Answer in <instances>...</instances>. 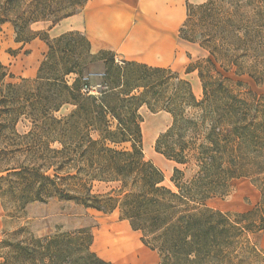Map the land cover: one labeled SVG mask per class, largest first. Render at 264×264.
Instances as JSON below:
<instances>
[{
  "label": "trees",
  "instance_id": "trees-1",
  "mask_svg": "<svg viewBox=\"0 0 264 264\" xmlns=\"http://www.w3.org/2000/svg\"><path fill=\"white\" fill-rule=\"evenodd\" d=\"M89 0H0V30L11 22L17 41L40 38L48 52L36 78L7 82L10 70L0 60V202L22 211L33 202L73 201L110 213L142 233L158 252V264H264L253 236L264 230V95L241 98L210 68L250 76L264 86V0H207L188 5L187 22L200 14L210 33L205 66H194L203 86L198 99L191 82L171 68L117 60L110 53L99 95L84 91L91 41L72 30L51 38L48 30L81 12ZM49 23L34 31L33 24ZM206 72V75H205ZM70 74L77 75L72 84ZM70 104L73 110L59 117ZM168 112L171 127L156 140V152L183 165L197 149L198 170L183 182L174 168L177 191L164 184L163 171L145 157L142 106ZM190 110H199L193 115ZM28 120L31 127L19 132ZM127 145V146H125ZM250 178L261 201L248 212H223L210 199L227 194L231 182ZM96 183L108 190L94 192ZM4 243V241H3ZM90 227L17 241L15 264H112L92 250Z\"/></svg>",
  "mask_w": 264,
  "mask_h": 264
},
{
  "label": "rangeland",
  "instance_id": "rangeland-1",
  "mask_svg": "<svg viewBox=\"0 0 264 264\" xmlns=\"http://www.w3.org/2000/svg\"><path fill=\"white\" fill-rule=\"evenodd\" d=\"M188 19L186 30L187 35L195 41L193 44L197 52L190 55L189 66H205L204 60L209 56V51L203 47V41L208 37L209 26L198 13ZM48 25L35 23L32 26L34 31L47 30ZM48 34L51 38H54ZM40 39V38H39ZM184 40V39H183ZM17 41V34L11 22L3 24L0 30V60L8 67L11 77L7 82L20 83L23 78H36L42 61L48 52L41 54L40 46L32 42ZM93 54H97L96 60L88 64L89 87L94 89L91 94L99 95L101 90L107 88L103 83L106 72V63L110 58L112 50L108 48L93 49ZM114 52V51H113ZM117 56V54H116ZM118 61H121L117 57ZM187 67V69L189 68ZM35 69L32 77H27ZM225 80L226 85L241 98H252V93L257 96L264 95V86H258L247 74H236V68L231 67L228 71L223 70L218 65V69L210 68L208 76L212 78L220 77ZM206 75V72H205ZM77 75L70 74L67 80L70 84L74 82ZM193 88V87H192ZM203 94L197 98L202 99ZM74 106L64 105L57 116L68 115ZM143 117V126L146 125V141L144 138L145 157L154 162L164 173V184L173 190L178 189L172 181L174 168L179 167L184 171L183 182L190 180L198 170L196 160L197 149H192L188 153L189 162L187 164H177L167 159L164 155L156 152L155 145L158 137L167 131L173 123V117L165 111L152 112L147 106L140 108ZM193 115H198L199 110H190ZM31 127L28 120L18 123L19 132H27ZM144 136V132H143ZM127 146V145H125ZM107 185L96 183L93 191H107ZM261 192L250 178H238L231 182L226 195L210 199L207 204L223 212H248L254 209L261 201ZM81 227H90L93 233L92 250L100 257L111 261L112 264H158L160 257L157 251L150 249L142 241V233L134 230L129 221L121 219L120 211L117 209L110 213L87 209L73 201H63L51 199L48 202H33L22 211H16L12 207H5L0 202V264H15L14 248L10 245L17 241L25 242L28 238L45 237L54 235L60 231H72ZM254 241L264 251V230L253 236ZM4 241V243H3ZM28 264V263H24ZM262 264V263H255Z\"/></svg>",
  "mask_w": 264,
  "mask_h": 264
},
{
  "label": "crops",
  "instance_id": "crops-1",
  "mask_svg": "<svg viewBox=\"0 0 264 264\" xmlns=\"http://www.w3.org/2000/svg\"><path fill=\"white\" fill-rule=\"evenodd\" d=\"M207 0H89L85 8L49 29L52 37L78 30L87 35L95 50L108 48L121 60L171 68L188 79L195 95L203 94L198 71L187 72L196 47L180 37L188 5ZM48 25L47 22H39ZM47 28V29H48ZM45 53V41L35 38ZM35 69L27 77H32ZM170 116L168 112H165Z\"/></svg>",
  "mask_w": 264,
  "mask_h": 264
},
{
  "label": "built area",
  "instance_id": "built-area-1",
  "mask_svg": "<svg viewBox=\"0 0 264 264\" xmlns=\"http://www.w3.org/2000/svg\"><path fill=\"white\" fill-rule=\"evenodd\" d=\"M88 78H89V77L86 76L84 79H85V80H88ZM84 91H90V93H91V92L94 91V89H91L90 87H86V88L84 89Z\"/></svg>",
  "mask_w": 264,
  "mask_h": 264
},
{
  "label": "bare ground",
  "instance_id": "bare-ground-1",
  "mask_svg": "<svg viewBox=\"0 0 264 264\" xmlns=\"http://www.w3.org/2000/svg\"><path fill=\"white\" fill-rule=\"evenodd\" d=\"M143 132H144V138H145V141H146V125L143 126Z\"/></svg>",
  "mask_w": 264,
  "mask_h": 264
}]
</instances>
